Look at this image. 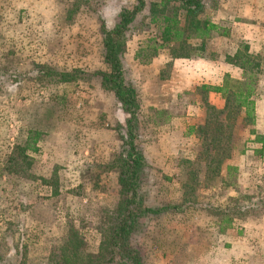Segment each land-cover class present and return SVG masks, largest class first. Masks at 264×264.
<instances>
[{
  "label": "rangeland",
  "instance_id": "obj_1",
  "mask_svg": "<svg viewBox=\"0 0 264 264\" xmlns=\"http://www.w3.org/2000/svg\"><path fill=\"white\" fill-rule=\"evenodd\" d=\"M151 1L145 0L127 32V78L135 87L131 73L140 72V67L134 69L133 58L142 68H161L162 80L169 77L175 59L193 60L189 66H177L181 92L167 99L174 100L170 112L179 118L190 110L196 121L184 124L181 131L192 127L195 135H187L190 143H181L186 156L173 162L179 167L173 174L162 177L147 161V177L140 188L143 204L167 208L158 214L148 212L131 243L143 264H264V125L256 123L255 108L254 123L245 124L241 113L234 119L228 110L218 114L208 101V87L221 85L226 76L243 81L257 70L243 71L233 64L230 58L235 53L239 64L249 54L258 62L255 85L256 89L261 85L264 96V44L250 49L240 41L239 26L221 22L229 14L238 20L260 15L247 18L246 34L264 40V0H206L204 15L221 25L227 36L206 43L202 57L172 58L169 47H164L143 64L135 54L160 30L159 24L149 22ZM227 1L236 7L222 10L220 4ZM252 1L259 10L250 9ZM134 5L135 0H0V264L59 263L71 225L88 251L97 252L98 228L119 198L111 162L120 148L116 126L128 115L114 94L102 89L98 76L61 82L47 73L74 68L107 71L100 25L114 27L121 9ZM230 32L234 41L223 40ZM149 88L146 92L140 88L141 100ZM216 93L224 108L225 98ZM137 98L140 105L138 93ZM140 111L141 105L138 145L143 151ZM220 122L228 125L222 134L215 127ZM206 124L209 128L203 133ZM224 132V138L210 142L212 135ZM33 136L38 150L27 152L21 168H7L14 148ZM223 155L227 156L216 168L210 158Z\"/></svg>",
  "mask_w": 264,
  "mask_h": 264
},
{
  "label": "trees",
  "instance_id": "obj_2",
  "mask_svg": "<svg viewBox=\"0 0 264 264\" xmlns=\"http://www.w3.org/2000/svg\"><path fill=\"white\" fill-rule=\"evenodd\" d=\"M145 5V0H135L134 6L122 8L112 28L101 23L103 61L108 66L107 71L98 70L86 73L80 68H74L70 71L50 69V72L47 73L48 76H56L57 80L61 82L98 76L102 89L112 92L122 111L128 115L124 124L116 126L120 148L112 156L111 162V168H114L117 173L119 199L113 208L107 210L106 222L98 228L101 236L98 250L95 253L89 252L79 230L71 225L67 230L60 261L57 264H143L139 250L131 243L132 235L144 227L142 220L148 212L158 214L167 208H152L143 204L140 188L147 177L148 163L138 145L140 138L138 110L140 105L136 89L127 78L128 73L124 61L129 26ZM149 5V22L159 24L160 30L156 37L148 39L145 43L146 46L141 47L135 54V59L143 64L148 63L164 47H169L172 58L191 55L202 57L206 43L228 34L221 25L204 15L206 0H154ZM245 56L246 59L240 61V64L238 53H235L230 61L242 68L243 71L247 67L257 70L249 74L244 73L246 78L243 81L233 80L226 76L221 85L208 87L209 90L222 93L225 98L223 109H215L213 106L209 108L218 114L228 110L227 115L230 114L233 119L237 113H241L242 121L245 124H253L255 120V84L256 74H259V64L252 59L251 54ZM204 126L205 129L201 128L203 133L209 128L207 124ZM223 126L227 128L228 125H223L220 122L215 126L220 134L224 131ZM225 132L224 135H212L210 142H218L219 138L225 137ZM36 144L37 137L33 136L28 137L24 146H16L7 159L6 167L21 168L29 157L27 152L33 153L38 150ZM203 153L207 157V146ZM226 156L211 157V163H215L218 168ZM229 168L227 165V169ZM45 182L53 183V181L46 180ZM20 264L27 263L21 262Z\"/></svg>",
  "mask_w": 264,
  "mask_h": 264
},
{
  "label": "crops",
  "instance_id": "obj_3",
  "mask_svg": "<svg viewBox=\"0 0 264 264\" xmlns=\"http://www.w3.org/2000/svg\"><path fill=\"white\" fill-rule=\"evenodd\" d=\"M250 5V9L253 12L260 9L256 8V5L253 3V1L250 3ZM233 7H236L235 2L231 3L227 1L226 3L220 4V8H222V10L224 8H228V11H230L233 9ZM242 7H244V5H242ZM255 16L260 18V15L248 17L255 18ZM219 17L220 16H218L217 19ZM247 18L244 17L241 20L232 19V16L229 14L226 16V18L224 17L225 20H222L221 22H227L232 28L239 26V34H242L240 41H243L245 44L249 45L251 49L255 48L254 46H260V44H264V40L262 39L263 37H259V35L252 36L246 34V30L249 28L248 24L250 23L249 19ZM259 22L260 20L258 23ZM257 27H260V25ZM232 34L233 32H230L228 38H223V40L234 41L232 39ZM133 59L131 65L134 67V69L137 66L140 67L137 69L140 70V72L134 71L131 73V77L135 84L138 97L140 98L141 111L139 113V118L143 120V128H141L143 154L154 172L162 177L168 176V172L173 174L175 169L179 168L174 166L175 164L173 162L183 156H186V153L181 150V143H190L191 136L187 135H195L191 132L192 127H188V132L181 131V127H183L184 124L188 125L192 120L191 112L188 107V114L186 116H182V118H179L178 115L170 112L171 108L174 106V100L168 101L167 99L169 96L178 97V93L181 92L177 81L178 79L175 78V76L178 75L177 66L182 63L189 66V64H192L193 60L175 59L172 62V69L169 73V77L167 76L168 78L162 80L161 78L163 77L160 78L162 72L161 68H153L149 66L142 68V65H140L138 62L133 63ZM143 70L144 72L142 73L141 71ZM188 70L189 69H187V71ZM141 82H143L141 87L144 86L145 92L150 87L147 95L145 96V100H141L142 94L139 92L141 87L138 85V83ZM260 86L258 85L256 89L255 98L256 123L259 127L260 125H264V96L261 98ZM219 97L220 96H218L216 92L211 90L208 91V101L210 104L216 108H223V102L219 99ZM194 121L196 120L193 119L192 122ZM185 137H188L187 140ZM181 138L183 140H181ZM93 153L97 155L100 153V151L99 149H96V153L95 151ZM169 163H171V166H169ZM161 180H163V178H161ZM172 180H174V178ZM100 195H104V193L102 192ZM118 199L119 198L116 199L117 202ZM117 202L113 201V206H111V208L114 207Z\"/></svg>",
  "mask_w": 264,
  "mask_h": 264
}]
</instances>
